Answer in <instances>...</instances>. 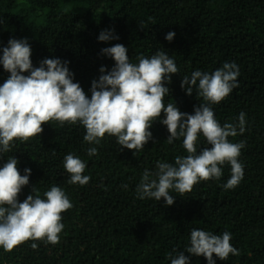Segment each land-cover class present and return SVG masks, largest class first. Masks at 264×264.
Listing matches in <instances>:
<instances>
[{"label": "trees", "instance_id": "obj_1", "mask_svg": "<svg viewBox=\"0 0 264 264\" xmlns=\"http://www.w3.org/2000/svg\"><path fill=\"white\" fill-rule=\"evenodd\" d=\"M104 30H114L119 38L99 42ZM168 32L175 33L171 42L165 40ZM22 38L31 45L34 67L45 58L68 61L74 82L89 96L100 67L111 70L114 63L101 49L122 44L133 63L163 49L179 68L166 85L170 92L164 102L188 114L201 98L195 92L186 95L181 78L235 62L239 87L213 110L221 125L246 114L244 134L229 138L245 142L239 156L244 177L225 190L222 185L230 177L225 165L220 180L200 181L183 195L170 192L177 197L171 206L163 199L140 200L135 189L142 172L155 170L158 161L186 156L182 140L168 144L169 133L157 121L143 150H121L106 134L96 145L97 155L89 157L83 127L49 121L37 137L15 141L0 165L12 155L21 175L31 169L20 202L34 186V194L42 196L58 185L72 207L61 214L58 243L28 240L10 252L0 248V264H170L169 254L184 251L194 228L231 233L230 243L240 255L230 254L226 261L214 256L216 264H264V0H0V48ZM8 75L0 66V84ZM199 146H207L202 138ZM68 153L86 163L84 175L91 177L86 185L67 183L63 159ZM183 254L190 264H207L203 256Z\"/></svg>", "mask_w": 264, "mask_h": 264}, {"label": "clouds", "instance_id": "obj_2", "mask_svg": "<svg viewBox=\"0 0 264 264\" xmlns=\"http://www.w3.org/2000/svg\"><path fill=\"white\" fill-rule=\"evenodd\" d=\"M174 36V32H168L165 40L171 42ZM118 38L114 30H104L97 39L107 43ZM127 52L122 44L101 49V54L114 63L111 70L100 67L89 96L74 82L68 61L45 58L34 67L28 40L9 39L0 48V66L9 73L0 84V159L12 151L15 141L37 137L43 131L42 125L53 120L61 126L69 123L84 128L83 141L90 145L89 157L97 155L96 145L106 134L116 139L121 150L135 153L152 140L149 129L158 121L169 133L167 143L182 140L187 155L176 156L172 163L158 161L155 170L145 169L135 189L138 199H163L165 206H171L177 197L170 192L183 195L200 181L220 180L225 165L230 167V177L222 187L230 190L238 186L244 177L239 156L245 142L229 138L244 134L246 114L240 112L235 122L221 125L213 110V105L239 87L238 65L225 62L211 73L195 70L181 78L180 86L186 95L195 92L201 98L193 114H188L180 112L174 102H164L170 92L166 85L179 72L174 59L159 49L150 57H136L138 62L133 63ZM201 138L210 147L200 150ZM17 165L18 160L12 155L0 165V248L10 252L28 240L58 243L64 229L61 214L72 207L69 197L58 185H52L42 196L34 194V186L20 202L18 194L28 185L31 169L25 168L21 175ZM63 168L69 184L83 186L91 179L84 175L86 163L74 153L64 156ZM231 239L227 231L214 234L194 228L184 251L174 249L168 259L170 264H190L189 257L183 254L187 252L203 256L207 264H216V259L226 261L230 254L240 255ZM31 247L36 249L38 244L32 243Z\"/></svg>", "mask_w": 264, "mask_h": 264}]
</instances>
